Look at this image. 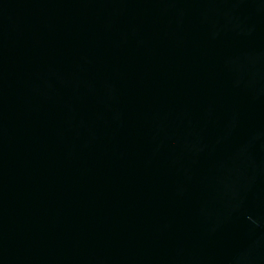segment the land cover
I'll list each match as a JSON object with an SVG mask.
<instances>
[{
    "label": "water",
    "instance_id": "obj_1",
    "mask_svg": "<svg viewBox=\"0 0 264 264\" xmlns=\"http://www.w3.org/2000/svg\"><path fill=\"white\" fill-rule=\"evenodd\" d=\"M0 264H264V0H0Z\"/></svg>",
    "mask_w": 264,
    "mask_h": 264
}]
</instances>
